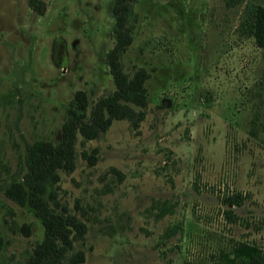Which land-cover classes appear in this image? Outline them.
Here are the masks:
<instances>
[{"label": "rangeland", "instance_id": "374dc122", "mask_svg": "<svg viewBox=\"0 0 264 264\" xmlns=\"http://www.w3.org/2000/svg\"><path fill=\"white\" fill-rule=\"evenodd\" d=\"M0 0V264H26L43 224L3 187L24 171L26 142L60 136L77 89L90 104L115 84L113 0ZM264 0H132L123 68L144 67L137 124L78 134L57 199L86 222L62 264H264V46L244 28ZM83 151L96 158L84 155ZM239 193L240 205L226 204Z\"/></svg>", "mask_w": 264, "mask_h": 264}, {"label": "trees", "instance_id": "16d2710c", "mask_svg": "<svg viewBox=\"0 0 264 264\" xmlns=\"http://www.w3.org/2000/svg\"><path fill=\"white\" fill-rule=\"evenodd\" d=\"M132 0H113L111 13L114 18V44L107 52V62L115 88L90 104L85 90L77 89L65 107V118L60 136L56 139H35L26 142L24 149V171L3 187L4 194L16 203L28 206L43 224V238L38 241L26 264H62L85 259L84 249L76 248V242L84 237L87 225L75 213L61 205L55 185L59 181V170H72L76 164V139L96 138L106 131L115 119H130L137 124L145 114L147 89L145 81L149 73L144 67L133 72L126 71L120 57L132 41ZM37 13L46 9L44 0H27ZM243 26L259 46H264V5L247 3L243 9ZM84 155L95 156L83 151ZM243 197L239 193L226 196L224 202L240 205ZM260 258L252 254L239 257L237 264H260Z\"/></svg>", "mask_w": 264, "mask_h": 264}]
</instances>
